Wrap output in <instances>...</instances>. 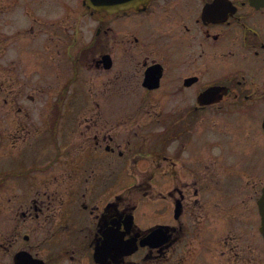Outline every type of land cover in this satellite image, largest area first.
Segmentation results:
<instances>
[{
	"label": "flooded vegetation",
	"instance_id": "obj_1",
	"mask_svg": "<svg viewBox=\"0 0 264 264\" xmlns=\"http://www.w3.org/2000/svg\"><path fill=\"white\" fill-rule=\"evenodd\" d=\"M2 93L0 264H264V0H0Z\"/></svg>",
	"mask_w": 264,
	"mask_h": 264
},
{
	"label": "rangeland",
	"instance_id": "obj_2",
	"mask_svg": "<svg viewBox=\"0 0 264 264\" xmlns=\"http://www.w3.org/2000/svg\"><path fill=\"white\" fill-rule=\"evenodd\" d=\"M77 87H80L81 89H74L72 99L74 98L76 102L81 103L88 101L89 96L88 93L85 92V87L80 85H77ZM3 96L4 93L0 95V102L4 101ZM253 117L255 118V115H253ZM71 127V125L67 124L65 126V133H71ZM63 129L64 127L62 128V131ZM216 135L219 137V140L217 142L215 141L210 148L212 150L219 151L220 146V152L227 161H231L234 157H236V159L238 160L237 163H235L236 170H243L249 166H251L252 169H256L257 174L252 175V177L250 178V182L257 184L259 187V185L264 182V140L258 139V141H252L250 138L245 137L243 134H241L240 137V133H238L235 138L223 134ZM219 141L220 144L218 143ZM40 149V142L36 143L32 148H29V150L26 149V151L23 152L24 155L19 159V162H21L25 157H27V164H31L30 161L34 160H36V162H39L41 160ZM9 161L10 156H6L0 159V164L7 165V171H9ZM210 170L212 169L210 168ZM225 175L226 177L235 176L233 171H231L230 173H226ZM210 177H212V174H210ZM251 193H253V190L246 189L245 187L234 190L233 197H236V199H230V202L239 201L240 210L236 212L238 215H245L246 213L250 212L249 209L252 207V201L249 199V195ZM8 195L9 191L4 190L1 198L6 199ZM1 207H3L2 204H0V208ZM2 228L3 223L0 220V231ZM240 232L242 233L241 230ZM239 247L243 249L245 248V244L241 243L239 244ZM207 261L208 258L204 254L198 257L199 263H206Z\"/></svg>",
	"mask_w": 264,
	"mask_h": 264
},
{
	"label": "water",
	"instance_id": "obj_3",
	"mask_svg": "<svg viewBox=\"0 0 264 264\" xmlns=\"http://www.w3.org/2000/svg\"><path fill=\"white\" fill-rule=\"evenodd\" d=\"M94 1H99L101 3H106L110 5H119L123 3H130L135 0H94ZM259 207H260V213H261V227L260 230L262 231L264 235V190L261 198L259 199Z\"/></svg>",
	"mask_w": 264,
	"mask_h": 264
}]
</instances>
